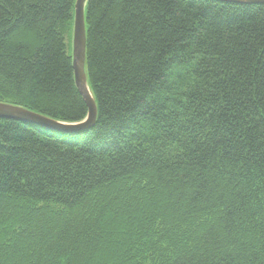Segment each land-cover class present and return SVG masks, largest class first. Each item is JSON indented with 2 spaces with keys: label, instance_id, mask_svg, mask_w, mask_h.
Masks as SVG:
<instances>
[{
  "label": "trees",
  "instance_id": "obj_1",
  "mask_svg": "<svg viewBox=\"0 0 264 264\" xmlns=\"http://www.w3.org/2000/svg\"><path fill=\"white\" fill-rule=\"evenodd\" d=\"M75 0H0V102L87 115ZM77 133L0 119V264H264V5L89 0Z\"/></svg>",
  "mask_w": 264,
  "mask_h": 264
},
{
  "label": "water",
  "instance_id": "obj_2",
  "mask_svg": "<svg viewBox=\"0 0 264 264\" xmlns=\"http://www.w3.org/2000/svg\"><path fill=\"white\" fill-rule=\"evenodd\" d=\"M89 0H75L72 28V70L74 83L83 98L86 107V117L77 123L60 122L19 106L0 102V119H8L30 123L49 128L56 132L77 133L93 127L96 116V102L92 96L85 72L86 27L85 6ZM223 3L240 5H264V0H215Z\"/></svg>",
  "mask_w": 264,
  "mask_h": 264
},
{
  "label": "rangeland",
  "instance_id": "obj_3",
  "mask_svg": "<svg viewBox=\"0 0 264 264\" xmlns=\"http://www.w3.org/2000/svg\"><path fill=\"white\" fill-rule=\"evenodd\" d=\"M66 41H67V46H68V53L72 54V37L71 39L68 38Z\"/></svg>",
  "mask_w": 264,
  "mask_h": 264
}]
</instances>
